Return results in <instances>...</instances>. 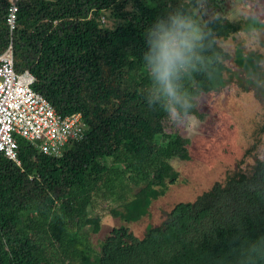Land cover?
<instances>
[{"label":"trees","instance_id":"16d2710c","mask_svg":"<svg viewBox=\"0 0 264 264\" xmlns=\"http://www.w3.org/2000/svg\"><path fill=\"white\" fill-rule=\"evenodd\" d=\"M198 1L222 11L227 0H18L16 26L6 24L9 0H0V54L12 42L14 69L29 72L32 89L59 115L80 113L86 134L59 157L17 140L20 166L0 153V264H81L88 234L109 211L137 222L173 184L170 161L183 159L188 139L167 132L209 86L204 74L221 55L217 38L240 30L218 17L196 23ZM252 8L264 10L256 0ZM190 18L205 36L175 81L179 102L162 94L145 55L155 25ZM107 19L112 26L104 25ZM261 54L236 61L222 84L237 82L264 94ZM183 104L184 106H181ZM98 264H264V161L231 172L193 201L175 204L142 239L114 229Z\"/></svg>","mask_w":264,"mask_h":264},{"label":"rangeland","instance_id":"374dc122","mask_svg":"<svg viewBox=\"0 0 264 264\" xmlns=\"http://www.w3.org/2000/svg\"><path fill=\"white\" fill-rule=\"evenodd\" d=\"M256 1L264 4V0ZM251 6L250 1L227 0L222 11L204 1L190 7L196 23L221 17L237 22L240 30L217 38L221 55L209 57L215 60L204 74L209 88L201 91L189 105L194 113L166 123L168 133L177 132L188 139L186 156L170 161L176 181L155 187L161 193L137 222H125L103 211L96 232L83 227L82 231L88 234L90 251L84 252L81 264H98L101 248L114 229L125 227L135 238L142 239L147 226L159 225L175 204L193 201L233 171H248L255 159L264 161V94L252 89L245 91L233 81L222 84L226 71H237L238 59L248 54H261L264 58V10ZM103 23L112 26L107 19ZM260 65L264 70V59Z\"/></svg>","mask_w":264,"mask_h":264},{"label":"built area","instance_id":"2783aa9c","mask_svg":"<svg viewBox=\"0 0 264 264\" xmlns=\"http://www.w3.org/2000/svg\"><path fill=\"white\" fill-rule=\"evenodd\" d=\"M18 0H9L6 24L16 26ZM34 77L14 69L12 42L0 54V153L20 166L17 140L23 139L43 155L59 157L86 134L80 113L62 116L32 89Z\"/></svg>","mask_w":264,"mask_h":264},{"label":"clouds","instance_id":"9594fccd","mask_svg":"<svg viewBox=\"0 0 264 264\" xmlns=\"http://www.w3.org/2000/svg\"><path fill=\"white\" fill-rule=\"evenodd\" d=\"M204 39L200 27L190 18L176 15L167 26L163 22L155 25L144 59L159 91L171 100L179 102L175 81L194 58H199L197 49L204 48ZM168 111L172 119H179L175 108L169 107Z\"/></svg>","mask_w":264,"mask_h":264}]
</instances>
